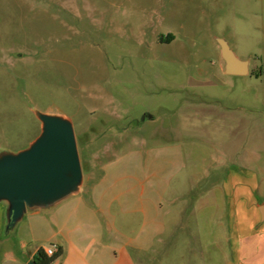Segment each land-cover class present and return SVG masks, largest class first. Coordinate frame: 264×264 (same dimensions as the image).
<instances>
[{"label": "rangeland", "instance_id": "obj_1", "mask_svg": "<svg viewBox=\"0 0 264 264\" xmlns=\"http://www.w3.org/2000/svg\"><path fill=\"white\" fill-rule=\"evenodd\" d=\"M216 38L249 74L224 72ZM34 111L73 122L84 188L118 156L141 150L144 178L146 149L153 161L179 146L185 168L169 195L188 185L195 239L183 229L132 253L137 264H228L230 249L212 241L224 161L254 171L264 196V0H0V151L38 137ZM164 205L171 226L183 203Z\"/></svg>", "mask_w": 264, "mask_h": 264}, {"label": "crops", "instance_id": "obj_2", "mask_svg": "<svg viewBox=\"0 0 264 264\" xmlns=\"http://www.w3.org/2000/svg\"><path fill=\"white\" fill-rule=\"evenodd\" d=\"M152 151L146 149L150 162L144 178L141 150L118 156L103 165L89 188L51 209L27 213L12 231H5L6 204L0 203V264H29L39 249L54 245L63 254L53 264H137L132 251H156L160 243L175 242L179 230L187 229L193 242L188 185L177 184L169 195L185 168L182 152L177 145L161 146L152 161ZM129 158L134 160L126 164ZM216 184L225 209L212 241L218 250L224 245L230 249L228 264H264V196L256 173L239 161L225 160ZM167 198L173 205L183 203L171 226Z\"/></svg>", "mask_w": 264, "mask_h": 264}, {"label": "water", "instance_id": "obj_3", "mask_svg": "<svg viewBox=\"0 0 264 264\" xmlns=\"http://www.w3.org/2000/svg\"><path fill=\"white\" fill-rule=\"evenodd\" d=\"M216 40L225 72L233 76L249 74V61L240 59L225 39ZM34 114L41 122L38 137L19 152L0 151V203L6 204V232L14 230L27 213L51 209L79 194L83 187V168L71 119L40 111Z\"/></svg>", "mask_w": 264, "mask_h": 264}, {"label": "trees", "instance_id": "obj_4", "mask_svg": "<svg viewBox=\"0 0 264 264\" xmlns=\"http://www.w3.org/2000/svg\"><path fill=\"white\" fill-rule=\"evenodd\" d=\"M6 231V230H5ZM63 254L62 249H58L52 256L47 255L45 249L41 248L34 256L35 264H53Z\"/></svg>", "mask_w": 264, "mask_h": 264}, {"label": "built area", "instance_id": "obj_5", "mask_svg": "<svg viewBox=\"0 0 264 264\" xmlns=\"http://www.w3.org/2000/svg\"><path fill=\"white\" fill-rule=\"evenodd\" d=\"M57 250H58L57 246L54 245V246L47 248L45 251L47 255L52 256L54 253L57 252Z\"/></svg>", "mask_w": 264, "mask_h": 264}]
</instances>
